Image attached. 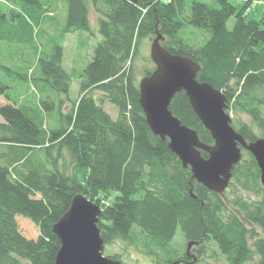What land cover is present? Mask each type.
<instances>
[{
	"label": "trees",
	"instance_id": "trees-1",
	"mask_svg": "<svg viewBox=\"0 0 264 264\" xmlns=\"http://www.w3.org/2000/svg\"><path fill=\"white\" fill-rule=\"evenodd\" d=\"M61 1L67 5L66 34L91 30L92 7L102 41L79 75L77 102L71 100L73 75L64 68L61 46L51 57L38 58V76H32L34 89L46 100L24 95L16 77L0 78V95L9 102L0 107V264H54L61 241L53 227L79 193L103 208L98 226L106 244L137 243L166 264L181 232L185 242L214 243L228 264H264V189L254 157L244 151L246 159L235 167L229 188L237 183L262 200L228 199L209 191L183 167L168 140L151 131L138 82L140 61L142 76L155 70L142 47L158 31L166 50L199 63L198 80L226 95L227 111L237 118L234 129L247 141L264 138V14L259 21L249 19L255 0H236L237 6L216 0L217 7L201 0ZM20 2L9 17L0 14V26L8 30L1 31V42L32 41L49 12L43 0ZM231 18L236 23L229 30ZM186 25L210 37L197 46L181 35ZM53 93L59 117L49 99ZM67 102L71 110L63 112ZM105 102L118 109L117 120ZM170 108L203 143L214 144L184 92ZM241 114L257 131L239 119ZM202 156L208 158L203 151ZM19 218L32 222L38 237L26 238Z\"/></svg>",
	"mask_w": 264,
	"mask_h": 264
},
{
	"label": "water",
	"instance_id": "water-1",
	"mask_svg": "<svg viewBox=\"0 0 264 264\" xmlns=\"http://www.w3.org/2000/svg\"><path fill=\"white\" fill-rule=\"evenodd\" d=\"M163 41L157 31L150 47L155 70L139 81L140 103L153 134L168 140L169 149L184 168L191 169L194 180L221 196L229 188L244 151L249 152L260 169L264 189V138L248 142L236 131L227 112L226 95L213 85L199 81L201 65L172 54L162 46ZM182 92L210 132L213 145L203 143L197 132L171 111L172 101ZM202 151L208 158L202 156ZM102 214V207L84 194L73 197L67 213L53 227L61 241L54 264H122L104 255L105 242L98 226ZM192 244L188 245V251Z\"/></svg>",
	"mask_w": 264,
	"mask_h": 264
},
{
	"label": "rangeland",
	"instance_id": "rangeland-1",
	"mask_svg": "<svg viewBox=\"0 0 264 264\" xmlns=\"http://www.w3.org/2000/svg\"><path fill=\"white\" fill-rule=\"evenodd\" d=\"M201 1L211 6L217 7L216 0ZM43 2L47 6V8L51 10L52 4L50 0H43ZM232 3L237 6L236 0H232ZM20 4V0H0V14H6L9 17L11 10L19 8ZM263 14V0H255L252 3L251 9L249 10V19L259 21L262 19ZM1 21L2 18L0 17V23ZM51 22L52 20H49V18L43 20L42 23L35 28L34 39H32V41L28 43L16 42L13 44H8L6 42H1L0 40V46L6 47L9 50V53H7L6 56L0 57V65L7 67V69L4 67H0V78L6 81L8 78L13 77L15 79L16 77L19 82H22V85L20 86L24 95H26V93H30V95H34L38 100H40L41 97L45 99L44 95H41L39 91H36L34 89V86L31 82L32 76H38V58L40 56L51 57L54 53L55 46H61L64 53V68L73 75L70 91L71 100L72 102H77L81 97V80L79 78V75L91 62L93 47L95 46V44L102 41V37L99 34L98 19L92 14V16L90 17V31L79 30L75 33L69 34L65 33L67 24L65 14H59L52 26H50ZM235 23L236 19L231 18L227 24L228 29L232 30ZM1 31L4 33L8 32V30L4 26H0V33H2ZM181 35L187 38L189 41L194 42L197 46L202 45L210 37V33H207L190 25H186V27L181 31ZM152 42L153 41L147 40L144 42L142 47L143 54L147 58H150V47ZM140 62L138 64V82L144 77L142 76L143 64ZM32 73H34V75H31ZM13 93L14 92L12 91V94ZM49 99L56 103L57 106L53 114L59 117L60 109L58 95L56 93H53L52 96L49 97ZM20 100L22 101V99ZM8 103V100L4 96H0V106ZM104 108L111 115L113 120L118 119L119 112L113 104L105 102ZM230 114L232 117V123L234 122L236 125V115H234L233 112H231ZM239 119L247 124L254 126L251 122V118L248 115L241 114L239 115ZM254 129L257 131L255 126ZM44 155H46L45 152ZM68 158L69 157L67 156L62 163H68ZM244 159L246 158L244 157ZM234 191L236 193H234ZM236 195L242 196L247 200H262V196H256L247 193L244 189L238 187L237 183H235V189L228 188L225 192V196L228 199H233ZM18 224L20 231L26 238L35 239L36 237H38V229L29 220L19 218ZM247 227L251 228L252 226L250 227V224L247 223ZM185 245V240L183 239L181 232H179L176 236V239L174 240L173 247L174 249L181 251L185 248ZM205 248H207V250L203 255V262L201 264H228L227 258L220 252L219 248L214 243L206 244ZM122 251L123 250L119 245L112 244L109 247H105L104 254L116 256L120 255ZM118 257L122 260L123 264H151L148 259L143 258L141 254L135 253L133 251L130 255H123V258L120 256Z\"/></svg>",
	"mask_w": 264,
	"mask_h": 264
},
{
	"label": "flooded vegetation",
	"instance_id": "flooded-vegetation-1",
	"mask_svg": "<svg viewBox=\"0 0 264 264\" xmlns=\"http://www.w3.org/2000/svg\"><path fill=\"white\" fill-rule=\"evenodd\" d=\"M190 243H193L191 248L188 251V245ZM116 245H119L122 248V253L120 255H105L113 260L120 261L122 264L121 259H116L117 256H120L123 258V255H130L132 254V251L138 254H141L143 258L148 259L151 264H164L161 262V260L156 259L155 257H149L144 252V248L140 246L137 243H131L129 241H117L116 243H113ZM208 243H204L202 240L200 241H190L186 242L185 248L181 251L174 249V242H173V258L169 259L168 263L166 264H200L201 259H203V255L206 253L207 248H205V245ZM112 244H106L105 247H109ZM105 251V250H104ZM198 259V262H197Z\"/></svg>",
	"mask_w": 264,
	"mask_h": 264
},
{
	"label": "crops",
	"instance_id": "crops-1",
	"mask_svg": "<svg viewBox=\"0 0 264 264\" xmlns=\"http://www.w3.org/2000/svg\"><path fill=\"white\" fill-rule=\"evenodd\" d=\"M50 2L52 4V6H51L52 8H51V10H49L48 13H46L45 19L48 17L50 19L52 18V22L50 23L51 24L50 26H52L59 14L63 13V14H65V17H67V5L65 2H63L61 0H50ZM92 14L94 16H96L97 19H99V17L95 14V12L93 11V8L91 7L90 8V17L92 16ZM41 19H43V18H41ZM45 19H43V20H45ZM41 22H42V20H41ZM90 25H91V23H90ZM7 53H9V50L6 47L0 46V57L6 56ZM21 91H22V89H21ZM26 95H27V93H26ZM22 97L23 96L20 95V98H22ZM62 99H64V97H62ZM21 103H22V101H21ZM4 105H6V104H4ZM63 110H64L63 112H67V111L69 112L71 110V103L67 102V104L65 105ZM0 121H2L1 117H0ZM1 150H3V149L1 148L0 152H2Z\"/></svg>",
	"mask_w": 264,
	"mask_h": 264
},
{
	"label": "bare ground",
	"instance_id": "bare-ground-1",
	"mask_svg": "<svg viewBox=\"0 0 264 264\" xmlns=\"http://www.w3.org/2000/svg\"><path fill=\"white\" fill-rule=\"evenodd\" d=\"M228 107H229V105H228ZM228 112V111H227ZM229 114V113H228ZM231 115V114H230ZM248 142H250V141H248ZM204 152V151H203ZM263 187V186H262ZM103 209V208H102ZM177 236V235H176ZM176 239V237L174 238V240ZM174 242V241H173ZM186 243V242H185ZM171 246H173V243H172V245ZM173 249V248H172ZM197 262H198V259H197ZM203 261H202V259H201V261H200V264L202 263Z\"/></svg>",
	"mask_w": 264,
	"mask_h": 264
}]
</instances>
